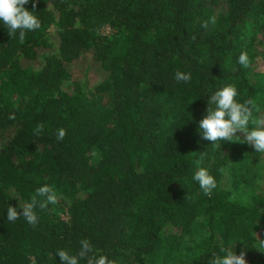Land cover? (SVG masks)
I'll return each mask as SVG.
<instances>
[{
  "label": "trees",
  "instance_id": "obj_1",
  "mask_svg": "<svg viewBox=\"0 0 264 264\" xmlns=\"http://www.w3.org/2000/svg\"><path fill=\"white\" fill-rule=\"evenodd\" d=\"M25 7L41 27L23 42L0 24V264H61L56 252L76 255L84 239L91 256L153 264L163 260L161 228H186L196 218L202 237L180 264H210L230 244L264 241V194L240 199L218 185L234 145L215 150L220 158L213 154L206 167L217 181L211 195L192 179L212 145L198 128L208 98L234 85L239 102L256 104V86L233 60L248 17L258 13L264 31V0H36L35 9ZM104 26L111 36L99 33ZM86 52L103 72L91 98L67 71ZM177 71L191 80L177 82ZM60 128L67 134L57 141ZM45 184L67 218L48 205L36 209L35 228L23 217L8 222V206L22 212ZM251 263L264 264V247Z\"/></svg>",
  "mask_w": 264,
  "mask_h": 264
},
{
  "label": "clouds",
  "instance_id": "obj_2",
  "mask_svg": "<svg viewBox=\"0 0 264 264\" xmlns=\"http://www.w3.org/2000/svg\"><path fill=\"white\" fill-rule=\"evenodd\" d=\"M31 3L32 8H36V0H0V24L7 28L10 39L19 34V40L23 42L26 32L37 30L41 27L39 18L33 11H29L25 5ZM215 18H211V23H215ZM201 27L207 28L208 22H202ZM238 63L245 68L251 67V60L247 52H241ZM177 82L188 83L191 74L177 71L174 76ZM239 93L234 85H227L216 90L206 101V115L199 121L198 128L201 138L210 141L211 144L221 142H234L240 136L244 137L245 144L250 145L255 152L264 154V117H254L253 110L257 106L252 99L244 102L237 100ZM258 111V109H257ZM14 119V116H10ZM253 127H249V125ZM44 130L42 124L37 125L35 134L40 135ZM66 130L58 129L57 141H61L66 136ZM192 179L196 181L205 195H211L217 187V181L206 168H199ZM59 202L57 192L50 185H43L35 190L30 202L21 204L22 212L17 207L8 206L7 221L15 222L23 217L27 224L35 228L39 222L36 209L44 210L48 205H56ZM264 247V241L261 242ZM92 244L87 240L80 241V250L76 255H71L65 250H58L56 254L61 264H79L80 260H87V264H114L106 256L100 255L98 258L89 255L93 253ZM223 255H214L210 264H247L245 251L239 255L232 250H224ZM31 264H36L35 259Z\"/></svg>",
  "mask_w": 264,
  "mask_h": 264
},
{
  "label": "rangeland",
  "instance_id": "obj_3",
  "mask_svg": "<svg viewBox=\"0 0 264 264\" xmlns=\"http://www.w3.org/2000/svg\"><path fill=\"white\" fill-rule=\"evenodd\" d=\"M225 5L219 6L218 11L223 12ZM262 21L259 14L248 17L240 28V33L237 36V46L234 55V62L239 69H242L250 81L257 88V100L253 115L254 117H264V31L262 29ZM51 32V28L48 29ZM114 31L107 26L102 27L99 33L107 37L111 36ZM241 52H247L251 67L245 68L238 63V57ZM38 61L28 63L32 68H35ZM67 71L69 78L76 81L80 85V89L84 96L91 98L93 86L96 85L103 77V72L98 65L93 61L90 53L86 52L81 55V58L76 62L68 65ZM235 147V154L231 155L227 163H223L220 170L218 181L219 188L227 193L230 197H238L246 199L252 195L264 194V154L257 153L254 149L245 144L244 137L240 136L234 142H221L212 144L204 156L200 158V167L206 168L209 162L212 161L213 154L219 159V154L214 152L219 148L226 146ZM94 161V155L90 159ZM235 160V162H234ZM234 170V171H233ZM60 219L65 220L66 206L62 202L49 207ZM162 237V247L160 249V257L162 261L156 259L153 264H180L185 256L190 252L192 243L202 237V230L198 228V218L184 228L183 225L165 224L160 231ZM225 250H232L239 255L245 251V259L247 264H252L256 253L262 250L261 241L257 237L255 242L249 246L240 248L230 244ZM125 263V261H124ZM127 264H132L128 262Z\"/></svg>",
  "mask_w": 264,
  "mask_h": 264
}]
</instances>
